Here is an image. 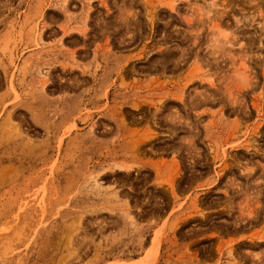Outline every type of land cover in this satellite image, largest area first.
I'll return each mask as SVG.
<instances>
[{"label":"rangeland","instance_id":"rangeland-1","mask_svg":"<svg viewBox=\"0 0 264 264\" xmlns=\"http://www.w3.org/2000/svg\"><path fill=\"white\" fill-rule=\"evenodd\" d=\"M101 1L55 20L61 0H0V264H264V0ZM108 42L141 88L142 106L115 116L149 131L141 155L116 149L99 110L114 86L64 90L81 68L106 72ZM178 89L199 104L161 99ZM167 101L172 115H152Z\"/></svg>","mask_w":264,"mask_h":264},{"label":"bare ground","instance_id":"bare-ground-1","mask_svg":"<svg viewBox=\"0 0 264 264\" xmlns=\"http://www.w3.org/2000/svg\"><path fill=\"white\" fill-rule=\"evenodd\" d=\"M56 2V1H55ZM100 2H102L100 0ZM124 2V1H123ZM49 3V2H48ZM52 3V2H51ZM99 3V2H98ZM90 4V3H89ZM84 5L82 4L83 7H85V9H83L82 11V14H81V18H82V21H81V26L80 28L78 29H75L74 30H77V33L79 36H83L85 39L87 37V33H88V30H89V22L91 21H94V20H91L92 18V14L91 13V4L89 5ZM100 4V3H99ZM125 4V3H124ZM48 5V4H47ZM102 7H104L106 9V11H108L109 9L107 8L106 4L104 2H102L100 4ZM42 7L40 8V12L43 10V8L45 7V5H41ZM74 5L72 4V0H61V3H53L52 5H48L47 7L51 8L52 9V12L50 14V18L52 19H55L56 17H59V16H64V18H70V14H69V10L71 7H73ZM122 6V5H121ZM125 6V5H123ZM126 8V7H125ZM127 9V8H126ZM171 10L173 9V6H171L170 8ZM122 10V9H121ZM118 12V11H117ZM96 13V12H94ZM113 13V12H112ZM124 13L125 15L127 14V11H123V12H118V14L116 17L114 14V18L112 17V20L114 21H119V22H124L123 24H125L126 26L128 25L127 24V20H126V17L125 16H121V14ZM130 13V12H129ZM99 12L96 13V15H98ZM108 14V12H107ZM106 14V15H107ZM123 14V15H124ZM95 15V16H96ZM105 15V16H106ZM110 15V14H109ZM94 16V17H95ZM100 16V15H99ZM98 16V17H99ZM104 16V17H105ZM103 17V18H104ZM130 18V16H128ZM45 18V17H44ZM102 18V17H101ZM108 18V17H106ZM93 19V18H92ZM111 19V15H110V18ZM109 19H106V21L102 20L99 18V20L97 21V18H96V21H95V26L99 32L101 31H106L105 30H102V26L105 28V25L108 24L110 22ZM136 19V18H135ZM152 19V18H151ZM51 20V19H50ZM56 20V19H55ZM91 20V21H90ZM44 21V20H43ZM53 22V21H52ZM188 22V21H187ZM42 23V22H41ZM45 23V22H43ZM93 23V22H92ZM77 24V23H76ZM119 24V23H118ZM122 24V23H120ZM122 24V25H123ZM43 25V24H42ZM73 25V24H72ZM70 25V26H72ZM75 25V24H74ZM79 25V24H77ZM115 25V24H114ZM117 25V24H116ZM136 25H137V22H136ZM118 26V25H117ZM130 26V25H128ZM47 27V26H45ZM45 27H42L40 26L41 28V35H43L42 37L46 36V35H52L54 34L53 32H49L50 30H44ZM112 27V26H111ZM110 27V28H111ZM131 27V26H130ZM120 28V27H119ZM122 28V26H121ZM59 29V28H58ZM113 29V28H112ZM40 30V29H39ZM70 30H72V28H70ZM73 30V31H74ZM52 31V30H51ZM63 35H65V39H70L73 37L72 34L68 33V32H72V31H69V29H63ZM126 31V30H125ZM128 31V30H127ZM103 34V32L101 33V35ZM105 34V32H104ZM103 34V35H104ZM107 34V33H106ZM39 35V34H38ZM39 35V38L40 36ZM62 35V36H63ZM67 35V36H66ZM102 37H105L103 36ZM110 35V34H109ZM64 39V40H65ZM41 40V38H40ZM69 40V42H70ZM110 41V40H109ZM120 41V40H119ZM118 41V42H119ZM74 42V41H73ZM70 44V43H69ZM111 44V43H110ZM109 42L108 43H105L104 44V47H103V51L100 53L99 57L102 59V60H106L108 63H109V66L107 67V70L106 72L102 73V74H98L97 70L99 68V65L97 64L95 70L93 73H87L83 70V68L80 69V74L82 75L81 78L79 79V81L76 79V76L73 74L72 77L70 76L68 79H66L67 81H70V85L68 86H64V90L65 92L66 91H69L70 89H73L74 87H78V86H81L83 84H85L88 80H91V78L94 80L93 82H95L96 84H99L100 82H108V85L110 86H114V90L113 92L109 93L107 92L106 94L103 92V94H99V93H96V97L98 99H100V97L102 96L103 98L105 99H108V96L110 95L111 99H110V102L113 103L111 107H102L101 109H99L100 111H103V112H107L109 113V115H105L108 119H110L111 121H113L114 123V126H115V129H116V149H118V151L120 152H123V153H137V154H143V147L147 145V142H150V140L152 139L151 135H149V131L147 132L146 130V133L143 134V135H139V134H136L134 131L131 132V131H127L125 128H126V125H125V122H122V121H118L116 119V115H126V112H124V109L125 107H129L133 110H137L139 108V106L141 107L142 104L144 103L142 101V104L140 105V102L141 100H144L142 99V97L139 95V89H141L138 85H136L135 83V86H131V85H128V84H125V77L127 76L128 77V73H126L127 71L124 69V68H127L125 67L126 64H128V59L127 58H122V57H119V56H115L112 54V50H113V46L111 45V47L109 46L110 45ZM118 44V43H117ZM121 44H123L121 42ZM158 44V43H157ZM115 46H118V45H115ZM114 46V47H115ZM98 49V48H97ZM93 53V52H92ZM95 56H94V59H96V56L98 55V50H96V52H94ZM86 53H84V56L83 57H86L85 56ZM169 55V54H168ZM82 56V55H81ZM132 57V56H131ZM70 58H72V54H70ZM139 58V57H138ZM100 60V61H102ZM159 60V59H158ZM161 61V60H159ZM152 62V61H151ZM132 63V62H131ZM150 63V62H149ZM151 64V63H150ZM155 64V61L154 63ZM157 65V64H156ZM134 66V65H133ZM145 66V64H144ZM150 66V65H149ZM148 66V67H149ZM74 68V67H73ZM135 68V67H134ZM72 69V68H71ZM150 69V68H149ZM130 71H128L129 73H134V70H133V67L132 68H129ZM142 70V69H141ZM140 70V71H141ZM71 72H73L72 70H70ZM136 71V69H135ZM142 72V71H141ZM139 72V73H141ZM46 74V73H45ZM84 74H88L87 76H85ZM71 75V73L69 74ZM142 75V74H141ZM133 76V75H131ZM114 77H116L115 79H113ZM90 78V79H89ZM113 79V81H112ZM106 80V81H105ZM115 80V81H114ZM118 80V81H117ZM156 80V79H155ZM46 81V80H45ZM154 81V80H153ZM110 82V83H109ZM154 83L155 82H150L149 83H145V85L143 86L142 89H145L146 92H150L151 90H153V88H157V89H161V88H158L160 86H156L154 87ZM65 84V83H64ZM133 84V85H134ZM162 85V84H161ZM166 85V84H165ZM212 86V85H211ZM163 87V86H162ZM112 89V88H111ZM42 90L44 91L43 87L41 89V92ZM74 90V89H73ZM123 90V92H122ZM131 90V91H130ZM184 89H178V91H176L174 94H170V93H164L161 97V99L163 97H165V94L167 96L171 98H174L176 99L175 101L178 100L179 103L182 104V107H183V110L186 111V110H189L190 108H193L195 107L197 104H199L198 102H200V100L195 103H193L192 101V98L189 99V104L187 102L184 101ZM206 92V91H205ZM204 92V93H205ZM168 97V98H169ZM186 98V97H185ZM157 99V98H156ZM160 99V98H159ZM158 99V100H159ZM198 99V98H197ZM147 101V100H146ZM152 101V99L150 100ZM171 101V100H170ZM107 102V101H106ZM156 102V101H155ZM168 103V104H167ZM167 105L165 103H163L162 105L158 106L157 107V103L156 105L153 103V104H149L151 106V108L154 109V112L152 113V115H166V116H163V118L165 119L167 116L169 117V115H172V111L170 110L171 107V104L167 101ZM146 105V104H145ZM148 105V103H147ZM146 105V106H147ZM144 106V105H143ZM149 107V106H148ZM169 109V110H168ZM191 110V109H190ZM150 111V110H149ZM148 112V108H147V111ZM101 114V113H100ZM105 114V113H104ZM174 114L176 115H180L178 111L174 112ZM154 117V116H153ZM154 122V121H153ZM155 125V124H154ZM93 128V127H92ZM151 137V138H150ZM153 140V139H152ZM242 146V145H241ZM116 151V150H115ZM119 167L121 168H124V169H129L130 167L127 166V165H118ZM172 184V183H171ZM256 207V206H255ZM255 211V210H254ZM252 246V245H251ZM220 250V249H219ZM237 250V249H236ZM231 250L229 251V256L231 254ZM234 253V252H233ZM235 254V253H234ZM220 255V254H219ZM233 256V255H232ZM240 257V256H239ZM232 260H231V264H237L236 262H234V260L236 259V257H231ZM238 258V256H237ZM258 258V257H257ZM239 259V258H238ZM260 260V259H259ZM236 261V260H235Z\"/></svg>","mask_w":264,"mask_h":264}]
</instances>
